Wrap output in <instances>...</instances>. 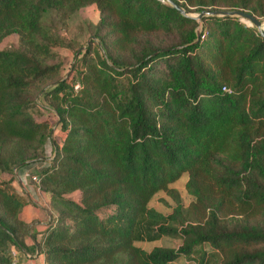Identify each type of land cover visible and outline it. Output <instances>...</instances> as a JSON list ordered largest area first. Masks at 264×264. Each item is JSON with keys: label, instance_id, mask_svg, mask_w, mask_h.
<instances>
[{"label": "trees", "instance_id": "16d2710c", "mask_svg": "<svg viewBox=\"0 0 264 264\" xmlns=\"http://www.w3.org/2000/svg\"><path fill=\"white\" fill-rule=\"evenodd\" d=\"M173 1L190 13L264 16V0ZM92 4L103 56L84 51L70 81L56 78L52 46L62 42L44 19L63 23ZM9 35L0 176L45 160L36 188L49 215L28 248L27 200L0 182V264H12L11 249L37 251L44 264H264V37L254 26L198 24L163 0H0V43ZM184 172L186 206L171 186ZM158 192L169 212L149 206ZM163 236L178 245L136 244Z\"/></svg>", "mask_w": 264, "mask_h": 264}, {"label": "rangeland", "instance_id": "374dc122", "mask_svg": "<svg viewBox=\"0 0 264 264\" xmlns=\"http://www.w3.org/2000/svg\"><path fill=\"white\" fill-rule=\"evenodd\" d=\"M196 13L197 12H188L190 15H195ZM98 17V10L94 4L79 8L63 23L57 22L53 14H49L45 17L44 22H46V25L50 28V32L55 38L62 42V44L52 46V52L55 56L52 59V63H59V71L56 78H66L68 81H70L72 76L75 74V69L77 71V61L84 51L85 53H89L96 60L99 58V55L100 57L103 56L99 39L93 35L94 26L98 21ZM201 19L197 21L198 24H200ZM238 20L247 26H252L249 25L248 21L244 19ZM261 22H264V16L262 17ZM197 31L199 30L197 29ZM15 46H17L16 35H9L0 43V48H9ZM161 67L162 63H159L157 68ZM38 113L41 114V117L39 118L47 117L52 123L55 122V116L53 114L43 111H38ZM55 132L56 130L53 131V135ZM50 143L51 142L48 143V147L50 146ZM3 176L4 175L0 176V182L6 183V178ZM186 179L187 175L184 172L175 182L171 184V186L176 191H178L184 206H186L191 200L190 195L186 193L184 187ZM77 196L78 194L76 192L71 194L72 198H77ZM171 205L172 200L163 192L156 193L149 202V206L163 213L169 212ZM46 213L49 215V209L46 210ZM43 218L46 219V216ZM178 243L179 241L177 239L167 236H163L158 240L151 242H136L137 245L143 247L146 250L154 245L175 247L178 245ZM174 264H193V262L189 261L188 259L180 258V262H175Z\"/></svg>", "mask_w": 264, "mask_h": 264}, {"label": "crops", "instance_id": "0c3cea01", "mask_svg": "<svg viewBox=\"0 0 264 264\" xmlns=\"http://www.w3.org/2000/svg\"><path fill=\"white\" fill-rule=\"evenodd\" d=\"M49 148V147H48ZM36 163H29L17 168L11 177L3 176L8 181V185L11 192L17 194L23 199L27 200V203L22 207L20 217L29 223V235L25 239V244L28 248L35 246L36 243L42 240V231L46 226L48 201L49 196L47 193L39 192L34 184L29 182L24 173L26 171L33 172L35 170ZM46 216V219L43 217ZM16 256V264H42L43 255L37 251L29 250H14ZM180 262V258L170 262L168 264H174Z\"/></svg>", "mask_w": 264, "mask_h": 264}, {"label": "water", "instance_id": "95a60500", "mask_svg": "<svg viewBox=\"0 0 264 264\" xmlns=\"http://www.w3.org/2000/svg\"><path fill=\"white\" fill-rule=\"evenodd\" d=\"M168 3L172 8L176 9L182 16L191 17L196 21L200 20L205 16L211 17H236L238 19H244L248 21L249 25L254 26L260 36L264 37V22H261L251 13L238 9H213V10H202L195 15H190L186 10L181 8L173 0H163ZM198 35V33H197Z\"/></svg>", "mask_w": 264, "mask_h": 264}, {"label": "built area", "instance_id": "2783aa9c", "mask_svg": "<svg viewBox=\"0 0 264 264\" xmlns=\"http://www.w3.org/2000/svg\"><path fill=\"white\" fill-rule=\"evenodd\" d=\"M76 88H77V84L74 85V89H76ZM222 89L223 90H228L226 88H222ZM48 150H49V148H48ZM33 163H36L35 170L33 169V172L26 171L24 173V177H26L27 180H29V182H31L32 184H34V187L36 188V183L38 182L37 172L46 164V161L45 160L44 161L41 160V161H36V162H33ZM9 253H10V257H11L12 264H15L16 263L15 251L13 249H11L9 251ZM42 264H44V263H42Z\"/></svg>", "mask_w": 264, "mask_h": 264}]
</instances>
